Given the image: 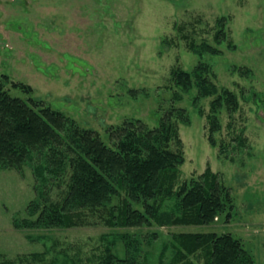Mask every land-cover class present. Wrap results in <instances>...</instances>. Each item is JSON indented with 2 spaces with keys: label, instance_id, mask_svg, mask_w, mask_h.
Here are the masks:
<instances>
[{
  "label": "rangeland",
  "instance_id": "1",
  "mask_svg": "<svg viewBox=\"0 0 264 264\" xmlns=\"http://www.w3.org/2000/svg\"><path fill=\"white\" fill-rule=\"evenodd\" d=\"M223 16L225 37L218 41ZM199 63L209 66L219 90L228 88L239 100L235 113L218 111L214 146L206 119L214 96L196 105L197 86L180 92L171 75L174 68L191 71ZM0 81L10 95L39 98L106 142L110 125L140 119L154 127L171 107L186 109L189 123H177L180 143H170L184 156L180 181L210 167L231 189L234 208L228 221L222 214L206 226L130 228L143 241L140 263L169 264L172 233L216 231L230 232L255 264H264V0H0ZM33 169L34 162L0 169L2 260L83 263L106 240L123 256L113 236L120 229L105 225L98 213L77 227H21L32 217L30 204L47 196ZM63 189L46 192L60 199ZM173 202L166 199L162 210Z\"/></svg>",
  "mask_w": 264,
  "mask_h": 264
},
{
  "label": "trees",
  "instance_id": "2",
  "mask_svg": "<svg viewBox=\"0 0 264 264\" xmlns=\"http://www.w3.org/2000/svg\"><path fill=\"white\" fill-rule=\"evenodd\" d=\"M225 19H219L221 27L215 34L218 41L225 37ZM202 44L205 50L218 52ZM209 70V66L199 63L191 71L174 68L171 75L180 92L197 86L196 105L201 98L214 96L206 115L208 140L214 146V134L221 127L218 111L224 107L229 114L235 113L239 100L232 90H219ZM2 77L8 80L7 75ZM178 122L189 123L186 109L171 107L154 127L140 119H127L107 127L106 142L97 130L79 126L39 98L10 95L4 81H0V169L21 170L34 162L33 173L42 186L41 194L47 195L42 202L30 204L32 217L23 220L21 227H77L87 225L89 218L98 213L105 225L120 229L113 236L120 239L123 256L106 240L99 254L75 264H152L140 263L143 241L139 235H132L130 228L153 224L206 226L222 214L228 221L234 202L231 189L219 173L206 167L197 176L180 181L184 156L170 148L172 140L180 143ZM62 185L60 199L46 192V188L59 189ZM166 199L174 200V205L162 210ZM170 236L166 246L171 250L169 264H198L200 258L203 264H255L253 255L230 232L182 231ZM0 264L13 263L0 255Z\"/></svg>",
  "mask_w": 264,
  "mask_h": 264
}]
</instances>
